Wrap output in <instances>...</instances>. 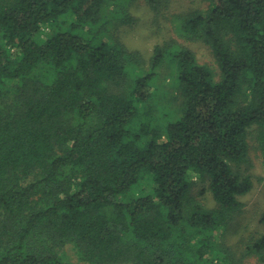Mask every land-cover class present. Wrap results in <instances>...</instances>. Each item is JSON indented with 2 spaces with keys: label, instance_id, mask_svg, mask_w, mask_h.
<instances>
[{
  "label": "trees",
  "instance_id": "obj_1",
  "mask_svg": "<svg viewBox=\"0 0 264 264\" xmlns=\"http://www.w3.org/2000/svg\"><path fill=\"white\" fill-rule=\"evenodd\" d=\"M134 1L0 0V264L264 263V231L241 253L226 241L254 188L250 136L264 160V0L179 17L219 75L185 47L128 49Z\"/></svg>",
  "mask_w": 264,
  "mask_h": 264
},
{
  "label": "rangeland",
  "instance_id": "obj_2",
  "mask_svg": "<svg viewBox=\"0 0 264 264\" xmlns=\"http://www.w3.org/2000/svg\"><path fill=\"white\" fill-rule=\"evenodd\" d=\"M161 6L158 11H153L147 0H135L130 4L128 11L135 19L132 25H125L116 30L118 39L130 50L140 53L142 58L149 62L157 45L172 44L191 50L197 61L210 67L215 74L219 75V68L211 50L201 42H193L183 38L179 32V17L194 10H206L208 2L205 0H160ZM175 46H171L175 49ZM170 49V48H169ZM165 59L160 70L158 83L160 92L174 96V78L172 73L174 65L170 54ZM164 104H168L165 101ZM169 109V108H168ZM168 109H160L157 114L162 125L174 121L176 116L169 115ZM249 162L245 169L253 177L254 188L247 195L240 197L244 203V212L232 224L227 232V243L239 253L243 252L245 246L253 238L263 233L264 228L260 218L264 212V160L257 144L252 136L249 138ZM204 186L198 184L195 190L196 198L208 208L215 207L212 195L204 190ZM72 262L75 264H86L79 261L78 257L71 252ZM244 264H264L256 257L246 258Z\"/></svg>",
  "mask_w": 264,
  "mask_h": 264
}]
</instances>
